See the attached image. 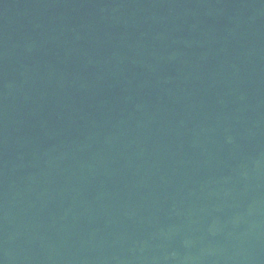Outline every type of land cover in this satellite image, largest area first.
I'll return each instance as SVG.
<instances>
[{"label":"water","instance_id":"water-1","mask_svg":"<svg viewBox=\"0 0 264 264\" xmlns=\"http://www.w3.org/2000/svg\"><path fill=\"white\" fill-rule=\"evenodd\" d=\"M0 264H264V0H0Z\"/></svg>","mask_w":264,"mask_h":264}]
</instances>
